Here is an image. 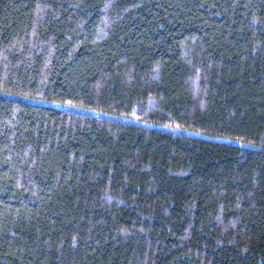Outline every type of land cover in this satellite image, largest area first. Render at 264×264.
<instances>
[{
    "label": "trees",
    "instance_id": "obj_1",
    "mask_svg": "<svg viewBox=\"0 0 264 264\" xmlns=\"http://www.w3.org/2000/svg\"><path fill=\"white\" fill-rule=\"evenodd\" d=\"M0 264H264V0H0Z\"/></svg>",
    "mask_w": 264,
    "mask_h": 264
}]
</instances>
